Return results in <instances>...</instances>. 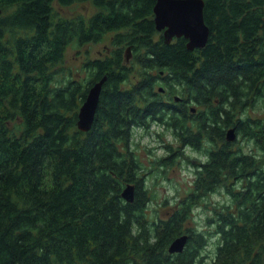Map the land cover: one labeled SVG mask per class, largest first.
I'll use <instances>...</instances> for the list:
<instances>
[{"label": "trees", "instance_id": "trees-1", "mask_svg": "<svg viewBox=\"0 0 264 264\" xmlns=\"http://www.w3.org/2000/svg\"><path fill=\"white\" fill-rule=\"evenodd\" d=\"M87 1L90 16L57 8ZM155 3L0 0V264H264V116H245L264 108V0H205L211 36L193 51L185 36L166 43ZM110 33L107 55L84 62L87 78L58 81L69 45ZM103 76L95 124L80 131L79 109ZM154 123L200 156L186 196L151 218L133 141ZM231 125L256 148L229 141ZM169 147L159 164L185 155ZM128 182L135 200L122 195ZM222 189L230 200L212 206L211 226H189ZM183 232L185 249L170 251Z\"/></svg>", "mask_w": 264, "mask_h": 264}, {"label": "rangeland", "instance_id": "rangeland-1", "mask_svg": "<svg viewBox=\"0 0 264 264\" xmlns=\"http://www.w3.org/2000/svg\"><path fill=\"white\" fill-rule=\"evenodd\" d=\"M57 8L60 9L64 15H79L80 13H85L90 16L97 11L96 6L88 1L80 2L79 4L73 3L67 5V7H60L57 5ZM112 37L113 34L110 33L104 41L94 43L88 42L81 46H78L76 43L69 45L67 54H65V59H63L65 61L63 67H60L58 72L60 73L58 81L62 82L67 80L72 75L78 78H87L88 72L83 68L87 57L94 58L107 55L110 51L109 44ZM129 60L127 62L130 64L131 61ZM162 93L164 96H167L165 91H162ZM249 115L262 117L264 116V108L258 104L250 106V108L245 111V116ZM13 124L14 123H11L12 126ZM134 134L133 145L135 149H137V155L139 158L143 159L146 164L145 167L147 166L145 179L154 194L153 198L148 203L147 210L149 215L151 218L157 215V210H160L162 216L168 215L170 212V205L174 204L182 196H186L190 188L193 187V178L196 175V169L192 157L200 156V153L190 146L181 147L180 143L175 140V136L166 130L164 125L154 123L146 131L142 128H137ZM238 140L244 143L248 151L256 148V143L253 140L247 142L245 136L240 132H238L236 140L232 141L235 142ZM169 146L173 147V149L174 147L177 149L175 156L181 151H183L185 155H190H181V158L178 156V160L171 165L159 164L157 160L159 157L168 156L170 154L171 150ZM259 153H262V151H259ZM228 200H230V196L224 192V189L214 191V193L209 195L208 201H204L202 204L194 207L195 209L189 226L198 225L200 229L203 227H210L211 225L206 218L207 215L212 212V206L217 202L224 203Z\"/></svg>", "mask_w": 264, "mask_h": 264}, {"label": "water", "instance_id": "water-1", "mask_svg": "<svg viewBox=\"0 0 264 264\" xmlns=\"http://www.w3.org/2000/svg\"><path fill=\"white\" fill-rule=\"evenodd\" d=\"M206 9L205 0H156L154 18L156 22V30L164 32L166 43H170L175 37L181 38L185 36L189 49L196 50L198 47H206L211 29L206 21L204 11ZM3 16V10L0 8V18ZM131 48H129V52ZM128 52V53H129ZM127 58L131 59L130 53ZM108 76H103L91 85L87 93V99L81 105L78 117V125L80 131H87L94 126L95 117H97V108L101 101V92L105 86ZM164 86L159 91H164ZM177 101L182 100L180 95L175 96ZM194 112L197 111L193 107ZM227 139L234 141L238 137L236 127L227 129ZM137 186L128 182L122 195L129 200H135V191ZM190 238L189 233H181L169 244L170 251L177 253L183 251L185 245ZM16 264H21L20 262Z\"/></svg>", "mask_w": 264, "mask_h": 264}]
</instances>
